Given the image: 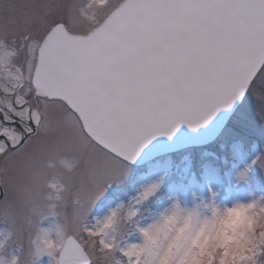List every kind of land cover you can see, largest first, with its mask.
Instances as JSON below:
<instances>
[{"label":"snow or ice","instance_id":"6c2138e0","mask_svg":"<svg viewBox=\"0 0 264 264\" xmlns=\"http://www.w3.org/2000/svg\"><path fill=\"white\" fill-rule=\"evenodd\" d=\"M249 97L264 126V0H0V235L12 264H229L235 241L200 231L202 214L219 224L231 210L217 207L220 168L173 179L159 158L240 136L246 120L229 121ZM140 165L155 179L119 203ZM252 167L264 171V155L237 179ZM165 187L187 192L191 211L169 196L152 212ZM262 205L250 206L239 264H264ZM34 234L52 249L33 251Z\"/></svg>","mask_w":264,"mask_h":264},{"label":"rangeland","instance_id":"374dc122","mask_svg":"<svg viewBox=\"0 0 264 264\" xmlns=\"http://www.w3.org/2000/svg\"><path fill=\"white\" fill-rule=\"evenodd\" d=\"M85 0H81L84 3ZM241 118L246 120L247 127L240 136H225L222 135L220 139L214 145L206 147H191L179 150L174 153L165 154L159 158V162L163 170H169L173 179L182 177L185 173V169L191 165L193 170L199 172L202 165L206 163H212L220 168L222 178V194L217 200V207L221 210L232 209L236 202H248L249 200L255 199L257 196L264 195V171H261L258 167H252L249 173V182L247 184L237 183L235 176L236 173L242 170L246 165H250L251 160L257 155H264V126L261 125L260 121L255 115L254 102L249 97L243 108H238L236 113L233 115L232 120L229 121V128L233 126V121H239ZM243 141V150L237 156L232 152V144ZM222 146V147H221ZM206 153H215V158ZM226 161V163H225ZM70 163V162H69ZM54 166H59L57 162H53ZM145 167L143 165L138 166L134 171V177L136 172L138 178L130 182L129 185H125L120 190L119 203H124L131 200L133 196L138 195L139 191L147 184L153 182L154 177L146 174ZM53 183H62L59 177H50ZM187 183V181H185ZM53 197L50 203H57L55 197L56 193L50 192ZM114 194L109 193L108 199L113 198ZM160 199L157 201L153 198L150 202V210L152 212H161L164 207L168 206V197L177 196L181 201V208L187 211H191L193 203L187 192L178 193L165 187L164 190L159 193ZM2 195L1 198L2 199ZM206 201L202 198L199 203H205ZM106 201H101L97 208L99 216L103 217L106 212L104 207ZM115 203V202H114ZM149 211V209H145ZM201 213H205L203 208L200 209ZM127 207L123 209L121 215H126ZM203 215V214H202ZM204 220V215H203ZM203 223H201L202 225ZM251 223L245 220L243 223H237L232 225L230 222L224 226L225 238L232 237L231 241H235V238L246 239L247 231L251 228ZM4 227L0 224V228ZM44 227H49L47 222ZM220 224H217L215 230H219ZM55 229L53 230V235ZM7 238V239H6ZM6 240V243H5ZM0 244L4 245V250L0 251V264H6V258L8 257V251L11 250V240L8 238L7 233L0 235ZM27 248V245H26ZM39 264H50L49 259L45 256L41 259Z\"/></svg>","mask_w":264,"mask_h":264},{"label":"clouds","instance_id":"9594fccd","mask_svg":"<svg viewBox=\"0 0 264 264\" xmlns=\"http://www.w3.org/2000/svg\"><path fill=\"white\" fill-rule=\"evenodd\" d=\"M62 164H64L67 167L66 162H62ZM240 171H243V169ZM238 177H239V171L236 173V176H235L236 182L238 184L239 183L247 184L243 180H238L237 179ZM56 185L62 188V185H60L59 182H57ZM52 192L56 193V196L59 195V189L55 186L53 187ZM262 197H264V195L257 196L255 199L249 200L248 202H236L233 208L230 211H228L226 216L221 218V221L219 223L220 228L216 232V239L214 240L213 243L220 244V243L226 242L223 229L225 225L229 224V222L233 225L237 223H243L245 220H247L249 223H252V218L248 215L250 206L260 203ZM172 222L173 220L171 218L167 221L168 224H171ZM261 223H264V218H261ZM191 224H192V219L190 217H187L185 220V230L189 229L191 227ZM216 228H217V224L203 223L201 225L200 231L201 232L207 231L211 233ZM228 239L232 240L233 238L229 237ZM5 243H6V240H5ZM54 244H55V240L52 238L45 239L42 236L35 235V234L32 237L33 251H35L37 246L42 247L45 250H51ZM245 247H247V243L244 239L235 238V246L229 250V256H228L229 264H232L233 260H235L237 264H239L242 258L243 249ZM211 251L214 252L215 247H211ZM203 258L204 257L201 256L200 259L198 260L195 256H193L191 260L188 261V264H201V261L203 260ZM6 264H12V258L10 257V255H8V257L6 258Z\"/></svg>","mask_w":264,"mask_h":264},{"label":"water","instance_id":"95a60500","mask_svg":"<svg viewBox=\"0 0 264 264\" xmlns=\"http://www.w3.org/2000/svg\"><path fill=\"white\" fill-rule=\"evenodd\" d=\"M182 141L178 139L177 141V145L181 144ZM170 148H173V150L167 152L166 154H170V153H174V152H177L179 150H182V149H185V148H191V147H174V146H169ZM192 147H196V146H192ZM141 166V165H140ZM1 195H2V190H0V198H1Z\"/></svg>","mask_w":264,"mask_h":264},{"label":"bare ground","instance_id":"6f19581e","mask_svg":"<svg viewBox=\"0 0 264 264\" xmlns=\"http://www.w3.org/2000/svg\"><path fill=\"white\" fill-rule=\"evenodd\" d=\"M200 219H201V223H203V215H201ZM232 225H233V224H232Z\"/></svg>","mask_w":264,"mask_h":264}]
</instances>
